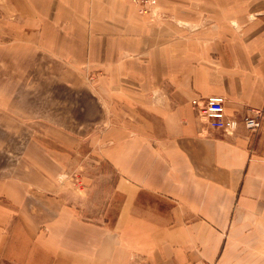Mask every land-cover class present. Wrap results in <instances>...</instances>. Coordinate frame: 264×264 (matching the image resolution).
<instances>
[{
	"label": "crops",
	"instance_id": "obj_1",
	"mask_svg": "<svg viewBox=\"0 0 264 264\" xmlns=\"http://www.w3.org/2000/svg\"><path fill=\"white\" fill-rule=\"evenodd\" d=\"M7 2L0 40L40 42L56 73L73 75L60 84L73 90L79 129L84 121L89 128L59 135L73 143L87 136L117 177L103 219L94 220L86 194L69 191L58 174L33 167L35 176L16 177L0 161L2 257L264 264V0H158L190 26L184 40L129 0ZM213 96L239 122L234 135L210 128L192 106ZM253 111L263 113L255 134L244 126Z\"/></svg>",
	"mask_w": 264,
	"mask_h": 264
},
{
	"label": "rangeland",
	"instance_id": "obj_2",
	"mask_svg": "<svg viewBox=\"0 0 264 264\" xmlns=\"http://www.w3.org/2000/svg\"><path fill=\"white\" fill-rule=\"evenodd\" d=\"M7 1L0 0V16ZM156 1L153 12L152 8L147 12L153 16L151 22L161 29H168L171 24L178 28L172 39L184 40L185 30L190 31V26L175 20ZM0 32L8 34V26L0 25ZM55 70V63L41 56L40 42L0 40V161L15 166L16 177L35 176L33 167H44L58 174L59 182L69 191L86 194L84 206L90 218L102 220L117 175L108 162L92 152L90 146L94 143L87 136L73 143L70 136L59 135L76 133L81 124L72 118L73 90L60 84L62 80H72L73 75L67 72L60 75ZM84 124L81 133L88 132L87 121ZM99 129L106 127L102 124ZM73 144L77 148H72ZM0 264L13 263L0 254Z\"/></svg>",
	"mask_w": 264,
	"mask_h": 264
},
{
	"label": "built area",
	"instance_id": "obj_3",
	"mask_svg": "<svg viewBox=\"0 0 264 264\" xmlns=\"http://www.w3.org/2000/svg\"><path fill=\"white\" fill-rule=\"evenodd\" d=\"M133 3L140 6L141 13L153 10L156 7V0H132ZM149 8H152L149 10ZM192 106L199 114L200 118L215 130H220L226 135H234L239 128V122L230 118L226 113V99L222 96H213L207 99L204 107L198 106V99L194 98L191 101ZM263 120L261 111H253L245 120L244 126L251 134L257 133Z\"/></svg>",
	"mask_w": 264,
	"mask_h": 264
}]
</instances>
